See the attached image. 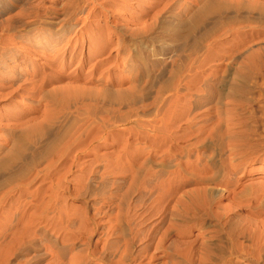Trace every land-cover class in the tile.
I'll use <instances>...</instances> for the list:
<instances>
[{
  "label": "rangeland",
  "instance_id": "obj_1",
  "mask_svg": "<svg viewBox=\"0 0 264 264\" xmlns=\"http://www.w3.org/2000/svg\"><path fill=\"white\" fill-rule=\"evenodd\" d=\"M107 1L90 27L84 0H0L4 37L81 18L68 52L41 59L31 43L15 48V74H28L18 95L0 99V264H264V26L202 17L193 36L174 40L162 25L185 22L195 0ZM149 38L171 49L154 58ZM76 49L84 62L70 57ZM59 69L60 84L76 78L86 93L76 105L38 95L56 86L42 75ZM44 110L61 119L62 141L40 154Z\"/></svg>",
  "mask_w": 264,
  "mask_h": 264
},
{
  "label": "bare ground",
  "instance_id": "obj_2",
  "mask_svg": "<svg viewBox=\"0 0 264 264\" xmlns=\"http://www.w3.org/2000/svg\"><path fill=\"white\" fill-rule=\"evenodd\" d=\"M106 1L107 0H84V3L88 4V6L91 5L92 6V9H91V11H89L88 15H86L85 17L82 18L83 19V25H87L88 24V26L92 27L91 25H89V18L90 17H102L103 14H106L108 12L107 11L108 4L106 6ZM195 1L197 2L198 7L194 11H191L189 8L186 7V9L183 12H181L182 15L179 16V17H184V18L185 17H188L185 22H179V21L178 22H175V23L169 22V23H166V24L162 25V29H163L162 30V33H166V34H163V35H167V36H169V38L174 39V40H178V37L182 35V32H184V34H183L184 37H188V35H190L191 33H192V36H193V32L195 31V29H197V27L202 23V17H247V18L250 17V18L254 19L256 23L257 22L260 23L259 26L260 25L261 26H264V0H195ZM107 2L109 3V1H107ZM166 2L167 1H165L164 5H162L159 9H157L156 11H154V13L152 14V17H157L160 14L161 10L164 9L165 6H166V4H167ZM98 7L101 8V11H100V8H99L98 13L96 15H93L92 16L93 10L96 9V8H98ZM191 8H192V6H191ZM141 12H143V11H141ZM132 17H135V16H132ZM63 18H61V20L60 19L59 20H55V19L53 20V18H50L51 20L49 22L47 20L48 23H46V24H49L51 26H53V25L55 26L56 25L57 28H54V30H50L48 33H46V34H44L42 36H40V35L39 36L38 35L27 36V35H23V34H20V35H18V34L17 35H14V34L11 35L10 34L7 37L6 36L4 37L2 35L3 36L2 37L0 35V99L3 98V97H7V96L10 98V96L12 97L14 95H18L19 92H20V90L22 89V86L23 85L22 84L15 85V82H17V81H19L21 79L22 80L24 79L23 81H25V79L27 78V77L25 78V75L28 74V73H25V74L23 73L24 74V77H20L19 74L18 75L15 74V67L12 66V63H14V62L16 63L15 60L18 58V52L15 50V48H17V47L20 48L19 45H18V43H21V45H22V43H31L32 45H34L35 46V52L39 54L38 56L41 59H43V58H45V59H47V58L48 59H51L52 57H55V54H63L65 51H67V47L69 46V44L71 42V39L76 38L77 32L74 35L72 34L73 35L72 38H71V36H69L70 39L69 40L66 39V42L65 43H63V40H64V38L67 35H71L72 29H73L72 26H73L74 22L76 20L81 19V18H79V17L76 18V19L74 18V20L73 19L72 20L71 19H68L67 20V18L65 20V17H63ZM181 21H183V20H181ZM243 22H245V20ZM251 25H252V23H251ZM31 26H32V24H31ZM36 27H37V25L34 26V24H33L32 28H30V29L31 30L33 29L34 30V28H36ZM249 28H251V27H249ZM200 29H201V27H200ZM143 30L141 29L142 32H143ZM87 32H88V30H87ZM89 32H91V29L90 28H89ZM199 33H201V31ZM30 35H32V34H30ZM239 35H240V33H239ZM192 36H190V37H192ZM152 38H149L151 40L143 41L142 43H144V44H142V45H143V48H146V49L147 48H152L151 45L154 46L151 49V52H152L151 53V56H153L154 58H155V56H157L159 50L166 51L167 49H169L171 47L170 46V42H163L162 44L161 43L155 44L157 41H160V40L159 39H156V42H155V40L152 39ZM120 39H122V37ZM76 42H77V40H76ZM61 43H63V44H61ZM183 43L185 44V42H183ZM243 44H245V43H243ZM193 47H195V46H193ZM21 48H22V46H21ZM60 48H61V50H59ZM69 48L70 47H68V50H69ZM5 49H9L8 53L4 51ZM179 49H181V48H179ZM31 50H33V49L31 48ZM46 51H49L52 54L48 57L47 56L48 55L47 53H49V52L46 53ZM79 53L82 56V58H81L82 61L84 62L85 59L83 57V52L81 50H77V49L76 50H73L71 52L70 57L71 58H76V56H78ZM91 53H93V49L89 47L88 48V60L91 59ZM28 54H29V52H28ZM91 66H92V70L90 68L91 72L89 71V75H87V78H89V77L91 78L92 77V79H93L94 78L93 75H95L94 73L96 71V68H95L96 64H91ZM18 70H21V69H18ZM53 74H54V72H53ZM30 76H32V74ZM46 77H47V73H46V75H42V77H41V83L44 81V85H46L48 82H50L49 83L50 85L53 84V83H55L56 86H54L52 88H49V89H46V91H43V90L41 91V89H39L38 90V95H40L42 93L41 96H43V97H46L47 96L50 99V101H52V102H54L56 100L58 101L59 100L58 97H60V99L62 100V99H64L66 97V95H68L69 97H66L65 100H71V101L73 100V101H75V104L74 105H76V103L78 102L79 99H81L84 95L86 96V93L80 92L79 91L80 88H78V86L74 84L75 82H77V81H75L76 78L69 77V79H70L69 81H65V84H60L61 82H64V78H65V75L63 74V70L62 69H59L58 70V73L55 74V76H54L53 79H50V77H49V79L47 80ZM92 79H89L88 82H93ZM46 80H47V82H46ZM65 80H67V76H66V79ZM86 83H87V81H86ZM35 86H34V89L36 88ZM30 90H32V89H30ZM36 90H37V88H36ZM81 91H82V87H81ZM92 95H91V92L90 93L89 92L87 93V96L88 97L92 96V100H93L94 99V94H92ZM96 101H98V100H96ZM56 102H54V103H56ZM66 103H62L61 102V105L60 106H62L61 107L62 110H65ZM76 108H78V107H76ZM45 110H47V109L45 108ZM45 110H44V112H45ZM48 110H49V108H48ZM51 111L54 112V109H52V110L50 109V112ZM60 111H59V113H60ZM90 111H91V109H89V112ZM44 112H43L42 119H41V121L39 123L41 125H38V126H40L42 128L38 131L39 136H40V139L39 138L38 139H39L40 142L37 141V143L39 142V144H40L41 143V140L43 138H45L46 139V145L43 144L45 146L43 148V150L37 151L40 154H42L44 152L54 151V150L58 149V144H60L59 142L62 141V140L57 141V139L59 137H61V135H59L60 131H59L58 127H57V126L60 125V123H62L61 122V119H59V117H55V118H54V116L51 117V115H48L46 112L45 113ZM8 114H9V112L7 113V116H11V117H8L7 120H9L10 118L13 117V115H8ZM57 116H58V114H57ZM5 125H9L8 127H10V128H8V130L15 128V126H18L17 124H8V123L5 124ZM106 127H107L106 130H108L109 129L108 128L109 126H106ZM7 163H8V161H7ZM2 164H3V161H2ZM4 164H5V162H4ZM46 171H44V173H43L45 175V177H52V175L55 174L57 170L55 172L54 171H51V172L47 171L46 172ZM62 175L60 174V176H62ZM61 178L62 177H60V179Z\"/></svg>",
  "mask_w": 264,
  "mask_h": 264
}]
</instances>
